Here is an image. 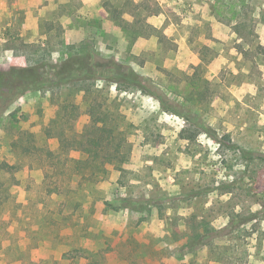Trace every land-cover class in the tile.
<instances>
[{
	"label": "rangeland",
	"instance_id": "obj_1",
	"mask_svg": "<svg viewBox=\"0 0 264 264\" xmlns=\"http://www.w3.org/2000/svg\"><path fill=\"white\" fill-rule=\"evenodd\" d=\"M0 90V264H264V0H0ZM92 104L127 161L68 182Z\"/></svg>",
	"mask_w": 264,
	"mask_h": 264
},
{
	"label": "trees",
	"instance_id": "obj_2",
	"mask_svg": "<svg viewBox=\"0 0 264 264\" xmlns=\"http://www.w3.org/2000/svg\"><path fill=\"white\" fill-rule=\"evenodd\" d=\"M84 59L89 62V65H87L89 67L83 64ZM84 59L82 62V59L71 58L65 62L63 66L59 67V65H52V68L56 75H59L65 69L68 71L67 75L62 78L63 82L87 79L89 77L87 71L88 68H90L91 78H98V73H96L97 69H104L107 71L106 78L110 81L124 85H134L141 89L145 87L144 82L146 80L132 68L115 63L114 60L110 59L98 60L94 55L93 57L89 55L85 56ZM40 78V73L34 70L32 74L27 73L12 78V81L6 83V86L7 88H15L21 85L20 87L24 86L25 88V85L28 84V87L39 89L40 84H38V81ZM3 92V90H0V95ZM20 95V91L14 92L11 97V102L16 100ZM5 105H9V102L5 103ZM87 112L90 116L88 124L90 135L87 134L86 138L77 141L82 142H80V149L86 153L87 156L71 159L72 164L69 169L70 173L67 176L68 182L74 180L76 184H80L81 180L84 179L96 184L100 180L108 177L110 172L109 167L121 171L124 169L122 164L127 161V154L122 152L126 137L124 135V130L119 128L117 124V116L115 113L107 108L95 109L93 104ZM49 153L52 152L50 151ZM11 166L14 167L15 165L12 164ZM122 199L126 200V198ZM120 206L129 207L130 204H120ZM85 264L98 263L96 261H88L85 262Z\"/></svg>",
	"mask_w": 264,
	"mask_h": 264
}]
</instances>
